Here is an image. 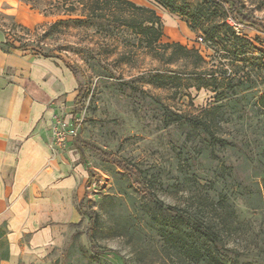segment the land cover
<instances>
[{"label":"rangeland","instance_id":"374dc122","mask_svg":"<svg viewBox=\"0 0 264 264\" xmlns=\"http://www.w3.org/2000/svg\"><path fill=\"white\" fill-rule=\"evenodd\" d=\"M29 1L46 9L22 0H0V24H15L11 32L74 66L85 95L73 102L70 111L68 125L75 129L71 141L100 146L136 166L163 206L182 210L207 229L206 235L198 227L192 231L188 222L178 221L149 200L133 178L84 145L88 180L81 207L94 211L96 224L90 230L89 213L82 215L74 241L76 246L82 234L87 247L75 248L65 264H264V204L259 200L264 110H251L248 105L237 114L227 113L225 120L210 113L215 105L210 89L152 83L157 72L223 75L232 60L240 66L262 67L264 33L236 25L216 0H166L177 7L176 12L155 0H131L160 17L161 42L195 47L204 60L180 58L166 63L143 48L130 30L87 20L81 0H66L67 6L73 4L72 11L66 10L64 0L54 7L48 5L52 0ZM241 1L264 21V0ZM186 6L203 8V23L219 36L204 40L201 30L190 27L189 17L179 14L181 9L191 10ZM69 18L83 19L50 27L55 20ZM226 25L249 44L233 42ZM37 50L29 47L18 53L22 57ZM16 72L11 65L5 69L9 77ZM164 108L180 117L165 121ZM192 118L208 121L209 133L188 129L183 122Z\"/></svg>","mask_w":264,"mask_h":264},{"label":"crops","instance_id":"0c3cea01","mask_svg":"<svg viewBox=\"0 0 264 264\" xmlns=\"http://www.w3.org/2000/svg\"><path fill=\"white\" fill-rule=\"evenodd\" d=\"M10 28L0 24V43ZM9 49L0 48V264H65L86 246L84 235L76 246L74 238L88 171L82 144L56 145L52 130L70 122L80 83L54 53ZM8 65L15 77L5 75Z\"/></svg>","mask_w":264,"mask_h":264},{"label":"trees","instance_id":"16d2710c","mask_svg":"<svg viewBox=\"0 0 264 264\" xmlns=\"http://www.w3.org/2000/svg\"><path fill=\"white\" fill-rule=\"evenodd\" d=\"M26 3L32 5V7L41 9H46L41 7L36 3H32L29 0H22ZM51 1V0H50ZM49 2V7H54L55 3L61 2V0H52ZM56 1V2H55ZM79 4L87 10V20H102L108 27L113 29H126L130 30L131 33L139 36V42L143 48L150 50L156 58L164 60L166 63L172 62L173 60L180 58H193L194 63L203 62L202 56L199 54L198 49L195 47H187L179 42H161V37L163 35L162 23L160 17L156 12L148 7L138 5L131 0H81ZM161 6L169 8L171 12H176L177 7L170 5L166 0H155ZM219 3H222L225 6V16L229 17L236 25L249 26L253 29H256L264 33V21L255 17L252 14L251 9L247 8L241 0H216ZM73 3V0L71 1ZM66 5L67 11H72L74 9L73 4L67 6L66 0L62 3ZM57 7V6H56ZM189 12H186L185 9L179 10V14L186 15L189 17V25L192 28H197L201 30L203 34V39H212L218 37L219 34L217 31L205 26L203 23V18H205V13L203 8L186 6ZM42 10V9H41ZM83 18H69L66 20H55L50 27L53 28L58 24H61L65 21L71 20L76 23H81ZM20 29H27L24 26L18 25ZM15 27V24H11V28L8 32L9 37L6 38L4 43H0V48L3 51H8L9 48L14 49H28L29 47L37 48V53L43 56H52L53 52L44 50L37 45L32 39L21 38L17 36L15 32H11L12 28ZM231 39L233 42H244L249 44V42L244 39L242 36H239L235 33L234 29L231 26L226 25ZM18 42V44H15ZM169 51L167 58H165V52ZM261 59L264 63V53H261ZM231 67L229 71H224L223 75H215L214 72H184V73H172V74H163L157 72L152 77V83L157 86H169L188 89L189 87H195L197 90L201 88L210 89L214 93L213 102L215 105L212 106L210 113L220 114L223 119L226 118V114L229 113L237 114L240 111L244 110L248 105L251 110L262 111L264 110V64L261 66L256 65L255 67L252 64L248 63L245 65H238L232 60L229 64ZM74 74L76 70L74 66H69ZM247 67V68H246ZM241 69V72L239 71ZM246 68V69H244ZM241 73V74H240ZM85 92L82 90L81 84L78 87V93L75 100L79 101ZM189 95V93H187ZM163 117L165 121L179 118L177 114H172L169 110L164 108ZM188 129L199 128L203 133H209L210 125L208 121H201L197 118H192L183 122ZM82 146L91 148L99 157V159L107 164L116 166L123 174L134 179L136 186L143 192V194L156 204L159 208H162L164 211L175 216L178 221H186L193 231V228L198 227L201 229L202 233L206 235L207 229L205 226L197 225L195 220H191L182 210L173 207V206H163L161 201L157 200L155 196L149 189V185L142 175L140 169L136 166L125 162L124 160L117 157L114 153L94 144L87 142H82ZM259 200L264 204V177L261 181V188L259 190ZM82 203V202H81ZM79 204V211L81 215L89 213L90 218V230L94 229L96 224V216L94 211L84 210ZM1 235V233H0ZM88 239L90 241V248L94 247V238L92 233H87ZM93 250V249H92ZM200 255V253H199ZM203 254H201L202 256ZM5 255L2 253L0 259Z\"/></svg>","mask_w":264,"mask_h":264},{"label":"built area","instance_id":"2783aa9c","mask_svg":"<svg viewBox=\"0 0 264 264\" xmlns=\"http://www.w3.org/2000/svg\"><path fill=\"white\" fill-rule=\"evenodd\" d=\"M67 125L68 124L62 121H57V123H55L52 130V138L56 145H63L67 137H72L75 135L74 127L72 125Z\"/></svg>","mask_w":264,"mask_h":264}]
</instances>
